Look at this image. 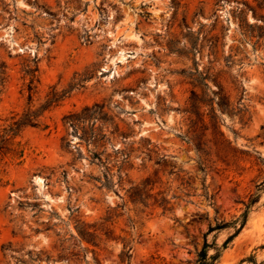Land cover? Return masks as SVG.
<instances>
[{
	"label": "rangeland",
	"instance_id": "obj_1",
	"mask_svg": "<svg viewBox=\"0 0 264 264\" xmlns=\"http://www.w3.org/2000/svg\"><path fill=\"white\" fill-rule=\"evenodd\" d=\"M70 85L0 160V264H264V0H0V134Z\"/></svg>",
	"mask_w": 264,
	"mask_h": 264
},
{
	"label": "trees",
	"instance_id": "obj_2",
	"mask_svg": "<svg viewBox=\"0 0 264 264\" xmlns=\"http://www.w3.org/2000/svg\"><path fill=\"white\" fill-rule=\"evenodd\" d=\"M262 4V3H259ZM38 68L35 66L34 68H29L26 70V73L30 76L29 82L27 85V89L29 91L28 99L31 97V90L33 88L32 83L36 79V72ZM74 86L70 85L69 88L65 91H63L61 94H57L55 91H52L50 97L46 100L45 104L41 105L40 108L36 110H25L21 116L18 119H13V121L6 127L2 129V133L0 134V160L5 156V154L8 152V141L12 138H14L22 128L26 126H37L39 121V116L41 113L47 109L51 103L56 102L61 96H64L65 93H67L70 89H72ZM220 89V88H219ZM221 91V89H220ZM217 94V93H214ZM221 93H218L220 97H218L217 105L220 109H224L227 106V103H225V96L220 95ZM198 95L192 91V97L190 98L192 101L190 102V106L192 108V112L200 119L203 120L202 114L199 113V106L198 104L202 103L203 101L198 99ZM103 105L102 104H93L92 106H85L80 114L77 113H70L64 117V120L67 122L69 126H71L74 131H76L78 128L82 130V140H84L87 144L95 142L98 140V133L95 132L93 126L89 128H85L80 125L81 121L85 120H91L92 118H96L99 114V118L106 119V114L102 112ZM214 109V108H213ZM206 129V128H204ZM101 138L103 135L100 136ZM195 150L199 153L198 155V163L201 165L203 164L205 154V150L201 147L200 144L194 145ZM105 186H108L107 183L104 184ZM153 189V183L150 180L149 177L144 178L139 184H133L130 186V192H129V198L131 202L135 205L141 204L144 207H147L149 204L157 205L162 208V211L165 213L166 211L170 210V207L168 206L169 201L164 197L160 196L157 197V193H152ZM257 200L256 196L251 198L248 203L245 204V211L241 216L239 227L235 229V232L228 236V238L224 242V246L234 237L235 233L239 231V229L244 225L246 221L247 211L248 208L252 203H254ZM110 213V212H109ZM111 215L106 216L105 220L108 221L110 219ZM234 223V222H233ZM228 223H222V225H217L215 227L209 226L206 233H209L213 231L214 229H220L222 227H226ZM236 226V225H234ZM79 234L81 238L86 240L87 242H94L95 240V233L89 231L86 228H81L79 230ZM209 244L206 241V234L204 238V243L201 248V250L198 253V257L195 261V264H211L213 261H215L219 257V251L217 250L213 255H208L207 253V247ZM121 260H126L129 258V250L122 251L121 252ZM127 264L129 262L127 261ZM253 264H257L255 261H253Z\"/></svg>",
	"mask_w": 264,
	"mask_h": 264
}]
</instances>
